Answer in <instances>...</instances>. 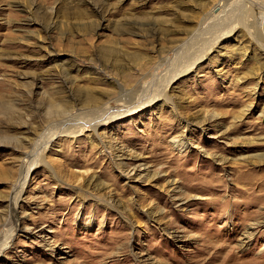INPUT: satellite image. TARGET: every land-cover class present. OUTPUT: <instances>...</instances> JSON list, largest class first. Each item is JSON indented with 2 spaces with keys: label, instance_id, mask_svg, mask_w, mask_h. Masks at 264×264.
Returning <instances> with one entry per match:
<instances>
[{
  "label": "rangeland",
  "instance_id": "374dc122",
  "mask_svg": "<svg viewBox=\"0 0 264 264\" xmlns=\"http://www.w3.org/2000/svg\"><path fill=\"white\" fill-rule=\"evenodd\" d=\"M264 0H0V264H264Z\"/></svg>",
  "mask_w": 264,
  "mask_h": 264
},
{
  "label": "bare ground",
  "instance_id": "6f19581e",
  "mask_svg": "<svg viewBox=\"0 0 264 264\" xmlns=\"http://www.w3.org/2000/svg\"><path fill=\"white\" fill-rule=\"evenodd\" d=\"M263 250H264V248H263Z\"/></svg>",
  "mask_w": 264,
  "mask_h": 264
}]
</instances>
